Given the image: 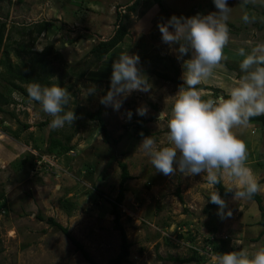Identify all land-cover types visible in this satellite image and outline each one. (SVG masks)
Returning <instances> with one entry per match:
<instances>
[{
  "label": "rangeland",
  "instance_id": "rangeland-1",
  "mask_svg": "<svg viewBox=\"0 0 264 264\" xmlns=\"http://www.w3.org/2000/svg\"><path fill=\"white\" fill-rule=\"evenodd\" d=\"M132 3L133 0H0V19L7 20L10 41L15 39L12 60L17 59L19 43L37 51L51 47L54 78L71 93L69 106L101 110L112 137L107 141L98 121L82 115H76L73 125L60 129L49 128L50 122L41 125L51 117L42 111L39 102L13 92L16 102L0 112V194L8 201L7 212L0 210V264H91L69 237L39 215L54 217L67 226L97 262L106 264L117 256L121 236L114 228L108 198L118 194L119 160L128 163L134 176L127 182L126 198L120 205L121 221L133 243L128 261L123 264H195L170 259L190 255L193 245L200 248L210 264L211 256L222 250L221 238L227 236V252L241 248L251 251L264 245V235L258 237L264 227L258 224L261 211L255 200L234 202L233 196L225 198L232 215L223 219L218 207L204 212L210 189L202 175L177 172L166 176L156 171L138 147L143 139L141 133L152 136L158 144H167L166 121L159 122L158 127L157 115L164 109L170 112L179 88L157 76L153 69L172 73L173 69L164 64L170 65L165 56H172L181 77L183 73L177 53L162 42L158 24L172 16L206 15L218 9L213 0H163V6L140 0L136 10H129ZM228 6L232 8L227 21L230 43L224 48V59L215 77L204 83L224 91L241 76L239 63L243 58L237 49L245 47L250 51V46L264 42V0H228ZM118 12L129 15L125 20L129 34L101 62L91 65L90 48L95 41L114 33ZM245 12L255 17V22L245 23ZM44 20L51 21V27L37 35L35 24ZM127 51L139 56L138 66L150 90L134 91L123 99L117 111L101 104L100 98L110 88L113 61ZM188 58L190 54L184 57ZM2 69L0 65V72ZM82 71L85 75L78 76ZM4 84L0 75V88ZM92 88L95 92H90ZM201 94L205 99L217 97L212 90L201 89ZM142 106L148 109L146 116L137 114ZM234 131L247 145V163L261 184L259 193L264 199V128L251 122L247 128ZM53 133L62 138L74 133L73 149L59 158L43 157L45 165L38 170L30 160L22 163L27 153L39 154L36 145L47 147ZM112 139H118V143ZM223 183L228 184L226 180ZM66 198L74 204L71 212L64 208L62 200Z\"/></svg>",
  "mask_w": 264,
  "mask_h": 264
},
{
  "label": "clouds",
  "instance_id": "clouds-1",
  "mask_svg": "<svg viewBox=\"0 0 264 264\" xmlns=\"http://www.w3.org/2000/svg\"><path fill=\"white\" fill-rule=\"evenodd\" d=\"M213 3L218 9L216 12L172 16L158 24L162 42L173 48L182 61L184 83L173 96L170 112L164 109L157 115L158 127L159 122L166 121L167 144H158L152 136L141 133L143 139L138 147L149 157L156 171L166 176L177 172L202 175L210 189L208 201L218 206V215L223 219L232 212L216 185L226 180L225 191L233 193L234 202L250 200L261 191V184L247 163V145L234 129L247 128L252 118L264 115V42L250 46V51L245 47L237 49V54L243 58L239 63L242 75L225 89L224 95L202 97L197 86L215 77V70L224 59V48L230 43L227 21L232 8L228 0H213ZM242 20L253 23L255 17L245 12ZM176 45L178 48L174 47ZM189 54L190 58L184 59ZM139 62L138 55L128 51L120 53L112 63L110 88L100 98L101 104L118 111L123 99L134 91L150 90ZM26 90L29 99L39 102L42 111L52 118L49 128L73 125L77 119L75 111L66 108L71 93L59 83L49 86L33 80ZM90 92H95V88ZM147 113L146 107L137 109L140 116ZM131 115L129 112V119ZM210 264H264V245L251 251L241 248L217 252L211 256Z\"/></svg>",
  "mask_w": 264,
  "mask_h": 264
},
{
  "label": "trees",
  "instance_id": "trees-1",
  "mask_svg": "<svg viewBox=\"0 0 264 264\" xmlns=\"http://www.w3.org/2000/svg\"><path fill=\"white\" fill-rule=\"evenodd\" d=\"M84 0H81L83 3ZM140 0H133V3L129 5V10H136ZM151 3L159 4L160 6H163V0H149ZM127 13L118 12L117 15V23H116V29L114 33L107 39H101L99 41H95L93 46L89 50V54L92 56L93 61L91 62V65L97 64L101 62L109 53L112 51L116 46H118L122 41L125 40V37L129 34V27L126 23V19L128 18ZM36 25L35 32L37 35H40L41 33H44L46 30H48L51 27V21L44 20L42 22H39ZM26 27L23 28L22 32H25ZM23 34V33H22ZM12 40V35L10 33V29H7V20L0 19V65L2 66V71L0 72V75L2 79L4 80L5 84L3 88H0V112L5 111V107L8 105H11L12 103L16 102V98L13 95L14 91H18L20 95L24 96V98L28 99V93H27V85L33 80H36L40 82L43 85H51L53 83H59V85L62 87V81L57 82V80L54 78V69L52 66V48L51 47H45L41 51L33 50L31 47H27L25 43H19L20 48L16 52L17 59L15 61L12 60L10 57L11 51L13 50V45L15 39ZM17 43V42H16ZM21 51H23L25 54L22 55ZM26 57L25 59L23 58ZM159 58H163V56L158 55ZM167 60L171 62L170 65H168L166 62L164 63L165 66L169 69H173V72H163L156 69H153V72L167 80L175 83L178 87L184 83V81L181 79V73H180V67L172 56H165ZM225 63V62H223ZM228 68L235 70L236 68L233 65L227 64ZM85 71L79 72L78 76H84ZM242 75V73H240ZM198 89H206V90H212L217 96L224 95L225 91L223 89L214 87L212 85H206L201 84L197 86ZM12 88V91H11ZM9 89V90H8ZM12 92V93H11ZM67 109H71L75 111L76 115H82L94 120H97L99 123L100 131L104 134L107 141H111V134L109 132V129L106 125L105 119L102 115L101 110H98L96 112L90 111L89 109H84L83 107L78 106L76 109H72L69 105L66 106ZM52 118L48 119L47 121H44L41 123V125L47 124L51 121ZM150 120V119H149ZM147 120H143V122H146ZM259 123L264 128V115L259 117H254L251 119L250 123ZM29 125H25L24 127H28ZM140 128V126L138 127ZM74 133H69L65 135L63 138L58 135H54V133L50 136L49 139V145L45 148H42L40 145H36L35 149L39 151V154H33V153H27V157L22 160V163H27L28 160H30V165L34 167L35 170H38L39 168H42V166L45 165L41 161L43 160V156H53L56 158H59L69 151L73 149V145H71V140L73 138ZM114 143H118V139H112ZM41 161L40 164L41 167H38L37 165ZM119 166L121 168V180L119 183V190L117 196L112 199L108 198L109 202L112 205L111 213L114 215V228L120 232L121 236V244H120V251L117 254V256L110 259V261L106 264H123L124 262L128 261L130 252H131V246L132 242L130 241L126 229L121 221L122 211L120 208V205L123 203L124 199L126 198V192L128 191L127 182L130 179H133L134 176L130 173L129 165L126 161L119 160L118 161ZM217 190H219L221 196L225 199L227 197L233 196V193L226 192V185L222 182L215 186ZM95 190H97L99 193L105 195V192L99 189L98 187H95ZM4 194H0V210L5 209L7 210L8 207V201L6 200V197H3ZM4 198V200H2ZM2 200V201H1ZM252 200H255L260 208V219L258 224L264 227V199L263 196L260 193H257ZM64 208L71 212L72 208L74 207V204L72 201L68 198L62 200ZM218 207L215 204H212L210 201L207 203V205L204 207V212H210L213 208ZM39 218L43 221H46L49 223L50 226L56 227L60 231H62L67 237L71 239L73 244L76 247L77 251H80L87 261H89L91 264H101L97 262L89 253V251L85 248L84 244L78 240L72 232L69 230L67 226H64L60 222H58L54 217H46L44 215H39ZM264 235V229L261 231L259 238ZM257 237V238H258ZM224 238H228L224 237ZM221 238V249L220 252H227L225 251L224 245L227 243V240ZM208 243H212L211 239H208ZM212 245V244H211ZM214 247V246H213ZM217 249V246L215 245ZM190 255L186 257H174L171 256L170 259L179 261L181 263H195V264H207L208 258L206 255L201 254L199 249L190 248Z\"/></svg>",
  "mask_w": 264,
  "mask_h": 264
},
{
  "label": "built area",
  "instance_id": "built-area-1",
  "mask_svg": "<svg viewBox=\"0 0 264 264\" xmlns=\"http://www.w3.org/2000/svg\"><path fill=\"white\" fill-rule=\"evenodd\" d=\"M37 166L41 167L40 163ZM3 213H5L4 209H3ZM192 247L200 250V248L198 246H196V245H193ZM201 254H204V253H201Z\"/></svg>",
  "mask_w": 264,
  "mask_h": 264
}]
</instances>
